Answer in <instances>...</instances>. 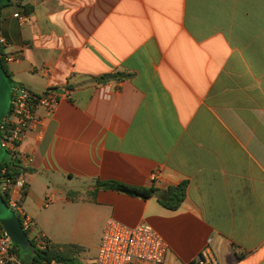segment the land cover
I'll list each match as a JSON object with an SVG mask.
<instances>
[{
	"label": "crops",
	"instance_id": "obj_1",
	"mask_svg": "<svg viewBox=\"0 0 264 264\" xmlns=\"http://www.w3.org/2000/svg\"><path fill=\"white\" fill-rule=\"evenodd\" d=\"M20 2L0 15L18 56L7 68L19 86L59 97L20 147L37 229L83 247L79 258L91 245L98 255L115 220L156 229L169 246L162 264L205 249L219 264H264V0ZM23 10L25 24L14 18ZM116 73L130 77L98 80ZM182 183V205H162Z\"/></svg>",
	"mask_w": 264,
	"mask_h": 264
},
{
	"label": "built area",
	"instance_id": "obj_2",
	"mask_svg": "<svg viewBox=\"0 0 264 264\" xmlns=\"http://www.w3.org/2000/svg\"><path fill=\"white\" fill-rule=\"evenodd\" d=\"M20 4V0H12ZM23 7L22 4H20ZM21 24L28 21V14L23 10L14 14ZM9 43L0 35V59L6 64L15 61L18 56L8 51ZM59 104L58 94L52 90L36 93L19 86L14 90L10 112L0 121L1 144L8 152L5 161L18 168L13 172L10 167L0 168V195L8 206L20 218L23 228L31 242L39 250H46L50 242L37 229L34 219L24 209V199L28 191V171L21 165L20 147L29 131L40 122L39 110L53 112ZM169 246L164 237L152 226L140 224L128 227L111 220L107 224L101 239L98 255L94 264H162ZM0 264H29L25 262L15 244L0 224ZM44 264H66L52 260ZM191 264H219L209 249Z\"/></svg>",
	"mask_w": 264,
	"mask_h": 264
},
{
	"label": "trees",
	"instance_id": "obj_3",
	"mask_svg": "<svg viewBox=\"0 0 264 264\" xmlns=\"http://www.w3.org/2000/svg\"><path fill=\"white\" fill-rule=\"evenodd\" d=\"M12 3V0H4L2 6L0 7V15L1 11L7 7L9 4ZM1 54V50H0ZM1 64L3 65L5 71L7 72L8 76L11 79V83L14 89L18 88L19 85L13 80L11 73L7 68V64L0 59ZM130 77V75L124 73H116L111 75H104L100 77L98 80L101 83H108L111 81H123ZM8 166L13 172H16L18 165L14 163L11 167L5 159L0 164V168ZM98 189H109V190H116L118 192L134 196V197H141V198H150L154 195L157 189L154 186L150 187H135L124 184L118 181H98L97 187ZM187 193V183H182L177 187H171L167 191V195L165 198L160 199V202L165 207L176 210L178 209L186 198ZM1 224V223H0ZM1 227H3L1 225ZM50 242V241H49ZM34 246V253H31V256L25 260L29 264H44L45 262H49L52 260H57L64 262L66 264H84L79 260V255L81 252L84 251L83 247L74 244H60V243H51L46 250H39L35 244L32 242ZM21 255V248L15 245Z\"/></svg>",
	"mask_w": 264,
	"mask_h": 264
},
{
	"label": "water",
	"instance_id": "obj_4",
	"mask_svg": "<svg viewBox=\"0 0 264 264\" xmlns=\"http://www.w3.org/2000/svg\"><path fill=\"white\" fill-rule=\"evenodd\" d=\"M4 0H0V7ZM14 88L11 79L5 71L0 62V121L10 112L12 95ZM8 152L1 144V130H0V164L4 161ZM155 195H163L161 191H155ZM0 223L4 230L11 238L13 243L21 248L24 252L34 253V246L25 232L20 218L8 206L4 198L0 195Z\"/></svg>",
	"mask_w": 264,
	"mask_h": 264
},
{
	"label": "rangeland",
	"instance_id": "obj_5",
	"mask_svg": "<svg viewBox=\"0 0 264 264\" xmlns=\"http://www.w3.org/2000/svg\"><path fill=\"white\" fill-rule=\"evenodd\" d=\"M50 209H52V207ZM54 232H55V235L57 236V238H59V239L66 238L68 236V234H69V231H54ZM96 234H97L96 231H88L87 236L90 239H95ZM60 244H62V243H60ZM85 250H86V254L82 258H79V260L81 262H84L83 261L84 258H91V257H94L95 255H97V249H96L95 245H91L89 247H85ZM30 256H31L30 252H24L21 249V257H22V259L27 260Z\"/></svg>",
	"mask_w": 264,
	"mask_h": 264
}]
</instances>
